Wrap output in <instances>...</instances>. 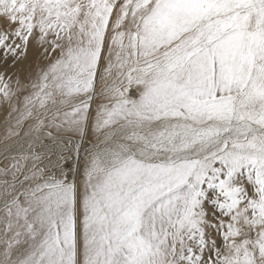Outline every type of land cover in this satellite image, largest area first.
I'll use <instances>...</instances> for the list:
<instances>
[{
    "label": "snow or ice",
    "instance_id": "snow-or-ice-1",
    "mask_svg": "<svg viewBox=\"0 0 264 264\" xmlns=\"http://www.w3.org/2000/svg\"><path fill=\"white\" fill-rule=\"evenodd\" d=\"M0 113V264H264V0H0Z\"/></svg>",
    "mask_w": 264,
    "mask_h": 264
},
{
    "label": "bare ground",
    "instance_id": "bare-ground-1",
    "mask_svg": "<svg viewBox=\"0 0 264 264\" xmlns=\"http://www.w3.org/2000/svg\"><path fill=\"white\" fill-rule=\"evenodd\" d=\"M30 57H31V53H30ZM2 120H3V113H0V122H2ZM2 133H3V128L0 127V135H2Z\"/></svg>",
    "mask_w": 264,
    "mask_h": 264
}]
</instances>
